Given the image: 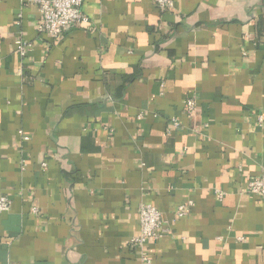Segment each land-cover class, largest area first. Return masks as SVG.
Here are the masks:
<instances>
[{
  "label": "crops",
  "instance_id": "obj_1",
  "mask_svg": "<svg viewBox=\"0 0 264 264\" xmlns=\"http://www.w3.org/2000/svg\"><path fill=\"white\" fill-rule=\"evenodd\" d=\"M82 12L89 27L54 40L37 5L0 0V264H264V197L247 193L264 162V0ZM143 204L163 237L133 248Z\"/></svg>",
  "mask_w": 264,
  "mask_h": 264
},
{
  "label": "built area",
  "instance_id": "obj_2",
  "mask_svg": "<svg viewBox=\"0 0 264 264\" xmlns=\"http://www.w3.org/2000/svg\"><path fill=\"white\" fill-rule=\"evenodd\" d=\"M23 4H35L39 8L40 22L38 32L51 39H61L65 34L78 27H89L90 21L82 12L84 0H22ZM155 5L162 11H169L175 7V0H153ZM18 54L25 58L30 52L32 45L22 40L16 42ZM197 113V103L194 98L187 99L185 114L193 118ZM259 123H264V118L259 117ZM174 128L179 126L177 119L172 120ZM47 164H44L46 167ZM247 193L251 196L264 197V162L261 166L260 175L249 182ZM221 197H223L221 195ZM11 200L2 196L0 198V215L11 209ZM192 203L179 206L177 216L183 218L187 215ZM36 213L37 210H34ZM140 235L131 240L133 248L141 247L149 241H157L163 237L165 227L164 217L161 211L151 204H143L139 208ZM143 261L150 263L146 253L142 254Z\"/></svg>",
  "mask_w": 264,
  "mask_h": 264
}]
</instances>
